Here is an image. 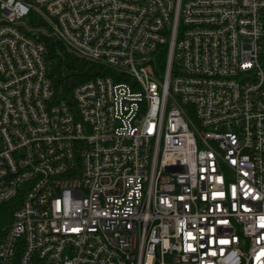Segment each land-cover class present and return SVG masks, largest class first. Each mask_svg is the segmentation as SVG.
<instances>
[{
  "label": "built area",
  "instance_id": "1",
  "mask_svg": "<svg viewBox=\"0 0 264 264\" xmlns=\"http://www.w3.org/2000/svg\"><path fill=\"white\" fill-rule=\"evenodd\" d=\"M0 264H264V0H0Z\"/></svg>",
  "mask_w": 264,
  "mask_h": 264
},
{
  "label": "trees",
  "instance_id": "2",
  "mask_svg": "<svg viewBox=\"0 0 264 264\" xmlns=\"http://www.w3.org/2000/svg\"><path fill=\"white\" fill-rule=\"evenodd\" d=\"M52 57L58 60L57 75L53 77V88L59 100L69 99L75 86L95 75L93 67L87 61L67 52L59 44L54 45ZM6 217L7 214L1 216V221Z\"/></svg>",
  "mask_w": 264,
  "mask_h": 264
},
{
  "label": "rangeland",
  "instance_id": "3",
  "mask_svg": "<svg viewBox=\"0 0 264 264\" xmlns=\"http://www.w3.org/2000/svg\"><path fill=\"white\" fill-rule=\"evenodd\" d=\"M58 61L56 59H51V67H50V73L53 77L57 75L56 67H57Z\"/></svg>",
  "mask_w": 264,
  "mask_h": 264
}]
</instances>
